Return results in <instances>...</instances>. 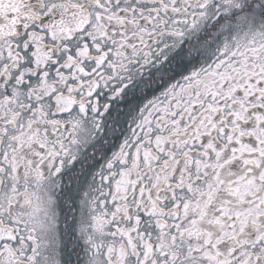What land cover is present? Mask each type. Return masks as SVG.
Here are the masks:
<instances>
[{"label": "snow or ice", "instance_id": "1", "mask_svg": "<svg viewBox=\"0 0 264 264\" xmlns=\"http://www.w3.org/2000/svg\"><path fill=\"white\" fill-rule=\"evenodd\" d=\"M0 264H264V0H0Z\"/></svg>", "mask_w": 264, "mask_h": 264}]
</instances>
